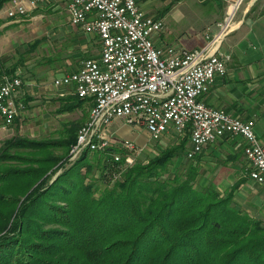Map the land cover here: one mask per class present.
<instances>
[{
  "label": "trees",
  "instance_id": "16d2710c",
  "mask_svg": "<svg viewBox=\"0 0 264 264\" xmlns=\"http://www.w3.org/2000/svg\"><path fill=\"white\" fill-rule=\"evenodd\" d=\"M15 68L0 63L2 74ZM86 101L70 98L60 112ZM83 124L67 127L56 143H3L0 264H264V221L236 201L239 185L222 192L200 182L203 153L171 171L187 152V136L122 175L124 158L114 160L122 150L112 145L87 150L66 169L65 159L47 154L69 152ZM231 161L239 158L223 162Z\"/></svg>",
  "mask_w": 264,
  "mask_h": 264
},
{
  "label": "built area",
  "instance_id": "2783aa9c",
  "mask_svg": "<svg viewBox=\"0 0 264 264\" xmlns=\"http://www.w3.org/2000/svg\"><path fill=\"white\" fill-rule=\"evenodd\" d=\"M67 2L71 26L101 41L98 59L83 61L81 66L53 81L58 88H73L80 99L97 101L96 122L84 124L71 148L70 159L87 143L96 151L117 143L108 135L116 119L144 126L153 140L174 132L188 136L191 147L187 158L195 159L204 150L225 137H242L249 178L264 188V145L255 132L254 120L233 117L223 109L209 107L204 96L226 76L231 56L221 44L234 28V16L243 0L229 6L225 18L217 24L218 35L205 48L182 50L173 45L157 47L163 19L147 16L137 0H10L7 16L17 19L38 7ZM22 73H0V118L3 127L14 125L24 108ZM134 152L131 142L121 143ZM115 162L123 158L114 154ZM128 166L131 155L124 158Z\"/></svg>",
  "mask_w": 264,
  "mask_h": 264
},
{
  "label": "rangeland",
  "instance_id": "374dc122",
  "mask_svg": "<svg viewBox=\"0 0 264 264\" xmlns=\"http://www.w3.org/2000/svg\"><path fill=\"white\" fill-rule=\"evenodd\" d=\"M247 1L238 14L242 12ZM9 4L7 2L0 8V63L9 69L16 67L15 70L22 73L23 79L28 81L30 86L27 87V98L21 100L24 107L20 109L18 118L21 119L17 120L14 126L0 130V149L5 141L15 137L38 143L59 142L66 135L67 127L73 124H83L89 114L87 109L60 112L66 102L59 98V94L65 92V89L56 88L53 81L60 77L59 74L64 72L62 70L75 71L83 61L98 59L101 55V41L96 35L85 34L81 29L71 26L66 1L38 7L17 19L8 18ZM229 6L225 0H210L208 4L197 5L194 8L198 10V13L206 11L210 14L211 21L208 25L211 27L217 26L225 18ZM193 18L195 17L187 13L184 22L178 24L172 21L169 24L177 27V30L181 27L185 29L195 24L191 22ZM108 135L117 142L111 145L122 150V153H117L118 155L122 158L131 155L133 159L132 164L127 166L124 162L123 165L117 167L120 174L137 164H148L159 157L163 150L179 145L184 138V136L169 132L159 140H153L144 126L139 123L130 124L122 119H116L108 127ZM185 139L187 142L190 141L188 136ZM122 142L133 143L136 150L134 152L123 150L120 146ZM218 143L219 141L212 145L213 157L203 152L205 161L201 159L202 156L198 158L200 182L212 181L222 192L239 185L235 193L236 201L251 215L256 216L251 209L252 203L248 200L252 196L264 198V188L249 178V164L246 158L236 166L230 165L232 162L225 164L223 162L225 156L220 155L222 152ZM189 145L187 143V151L190 148ZM71 148L67 152L62 147H52L51 154L47 155L48 157L50 155L55 158L61 157L62 161L65 159L66 169H69L79 159H70ZM189 162L186 152L179 157L176 166H171L170 169L174 171L185 165L188 166ZM60 171L53 177V180L61 173ZM261 220L264 221V218Z\"/></svg>",
  "mask_w": 264,
  "mask_h": 264
},
{
  "label": "crops",
  "instance_id": "0c3cea01",
  "mask_svg": "<svg viewBox=\"0 0 264 264\" xmlns=\"http://www.w3.org/2000/svg\"><path fill=\"white\" fill-rule=\"evenodd\" d=\"M209 1L137 0V3L145 15L163 19L165 23L164 30L154 37V43L157 47L173 45L182 50H194L205 48L210 43V39L218 35V28L208 25L211 21L210 14L206 11H204L205 13H198V10L194 8L197 5L208 4ZM225 1L229 6L237 0ZM245 1L243 0L234 16L235 26L233 30L223 38L221 44L222 52L231 56L228 72L226 76L217 78L216 83L204 96L203 101L207 106L223 109L233 117L242 120H254L256 135L264 145V0H248L242 12L238 14ZM187 13L195 17L191 21L195 23L194 25H189L185 29L181 27L178 30L177 27L170 26L169 23L172 21L178 24L184 22ZM69 72L71 71H64L59 75L62 76ZM29 84L28 81L25 82L23 99L28 96L27 87L30 86ZM64 89L65 92L59 94V98L63 102L77 97L73 88ZM90 103L92 104L94 101H86L84 106L75 109L74 112L79 109H87L90 116L93 106V104L90 106ZM20 119L17 118L14 125ZM1 128L4 127L0 118V130ZM223 139L219 140L218 143L222 152L220 155L225 156L224 159L228 157L231 159L239 158L237 162L231 161L232 164L230 165L232 166H236L237 163L241 164V160H245L243 152L245 140L239 136ZM188 143L191 147V142ZM212 150L213 146L210 145L204 150V154L213 157ZM203 155L202 160L205 161ZM247 181L249 182V180ZM248 201L252 203L251 209L255 212L256 217L264 218V198L252 196Z\"/></svg>",
  "mask_w": 264,
  "mask_h": 264
},
{
  "label": "bare ground",
  "instance_id": "6f19581e",
  "mask_svg": "<svg viewBox=\"0 0 264 264\" xmlns=\"http://www.w3.org/2000/svg\"><path fill=\"white\" fill-rule=\"evenodd\" d=\"M93 109L91 110V115H90V118H89V121L86 123V124H89V123H93V122H96V114H97V101H94L93 103ZM92 150V151H95L96 150V145L95 143H87V145H85V147L82 148V150H80L78 152V158H80L87 150ZM78 158H74L73 160H76Z\"/></svg>",
  "mask_w": 264,
  "mask_h": 264
}]
</instances>
